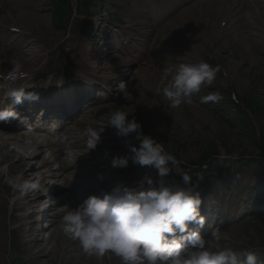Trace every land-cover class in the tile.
Wrapping results in <instances>:
<instances>
[{"label":"rangeland","instance_id":"obj_1","mask_svg":"<svg viewBox=\"0 0 264 264\" xmlns=\"http://www.w3.org/2000/svg\"><path fill=\"white\" fill-rule=\"evenodd\" d=\"M88 1L92 4L91 9L89 11L83 10L79 16L76 15L70 24L71 28L64 32H58L53 23L51 1L32 0L31 3L38 8L39 12L37 23H32L31 27L37 35H46L49 39L63 36L64 40L71 37L73 42L83 43L94 29V22L97 25L103 23L114 30L120 28L128 12L134 10L142 0ZM147 1H150L154 6H159L165 2H177V0ZM28 5V0H12L7 4H2V12L9 22H12L21 14L22 9ZM73 5L76 9V0H73ZM242 5L241 3V6ZM231 7V2H229L227 6L220 8H201L193 15L194 20L207 28L208 36L206 41H204L205 38H203V40L197 38L199 30H195V33L194 26H190L188 29L190 34L194 38H197L195 44H198V48L192 50L194 60L191 63L204 61L213 66L219 65L221 68V72L217 74L212 85H205L203 87L205 93H203L201 97L219 93L222 95L223 99L218 103L209 102L205 104L201 103L199 98L197 101L192 100V103L184 104L178 109H172L169 106V102L162 95V78H159L160 75L156 73L157 69L163 70L162 63H148L150 65V73L152 72L155 77L154 84L158 94H154L148 89L143 91L138 80H134L133 82H129V91H131L135 97L132 102L126 101L122 96L115 94L116 97L99 105L98 108L88 114L79 125L75 127L72 126L70 135L74 136L76 139L78 138L85 141V143L86 140L82 136V132L86 127L91 126L98 130L104 129L101 142L95 150L87 153L88 155L103 158V163H105L113 160V158H107L109 155L123 153V156H129V162L131 161L128 144H139L136 135L132 134L128 138L118 137L115 135V130L109 125L110 114L116 110H121L127 112L130 118L135 116L137 121L142 124L143 132L146 135L153 136L157 141L161 142L164 148L176 155L183 165L191 167L197 164L201 156L207 151H212L214 153L218 152L224 159L230 160L233 167L227 173L226 177L217 178L211 175L203 180L205 189L208 191L209 188H211L208 192L213 193L216 185L228 181V178L232 179L237 176L244 179L248 183V186L238 191L237 185H233V189L228 197L229 201L233 200L235 193L239 198H246V196L249 195L252 200L251 204H253L255 200L263 198L262 195H255L253 190L259 185L264 189V178H256L255 169L246 168L241 163L242 158L254 156L259 150L257 141L250 136V132L243 130L238 124H234L230 121L229 118L230 116H234L237 107H240L243 112H247L253 122L255 128L253 134L257 132L258 135L261 133L264 135V8L254 0H250L248 6H246L237 17L232 19L230 18L233 12V8ZM259 10L263 12V15L259 16V19L256 20V12L259 14ZM252 13L255 14L253 18L250 17ZM95 14L99 15L96 21L92 17L96 16ZM226 14H228L229 17H227ZM247 16H249V21L247 24L243 25ZM219 26L220 32L217 29ZM11 27L13 31H16L14 25ZM221 27L225 29L224 33H221ZM201 31L203 30L200 28V32ZM215 45L226 50L227 53L223 54L225 58L229 57L228 51L232 53V57L228 60L236 64L237 71L223 61V59L220 60L217 58V48ZM56 49L49 53V56H51L50 61L54 59V63H57L58 66L65 67L58 69L52 68L53 71L61 73L67 70V67L71 65L75 66L70 60L69 49H64L63 52L57 51ZM9 55H12L9 60H19V55L17 53L14 54L9 52ZM149 55H152V53L149 52ZM149 55L146 57L147 62L150 61L148 59ZM153 55L162 58V54L159 52ZM5 57L6 50L5 48H1V63H4ZM180 64L181 63H177V65H175L176 70ZM48 65H50V63ZM164 67L167 72L171 69V67ZM144 68H146V66H144ZM48 69L51 71L50 66ZM73 71H75V69H73ZM224 73H227V75L225 76ZM163 81L166 82L165 80ZM31 82L36 81L32 80ZM39 82L40 80L37 83ZM30 85H33V83H30ZM253 98H257L260 104L259 111H251L248 107L247 101ZM125 107L131 110L128 111ZM150 107H156V112L152 116L147 117L142 113V108L145 110ZM202 111L207 112V123H205L200 116ZM84 149H87L86 145L83 150ZM5 153L6 152L3 154ZM84 156V151H81L78 158H84ZM15 160L17 159L14 158L12 163H14ZM101 166H103V164ZM97 168L99 167L89 166L84 169H86V172H93L94 169ZM154 173V170L148 167H141L132 162V165L122 174L128 178L132 175L148 174L154 176ZM6 177L8 176L5 175L3 179H0V264H11V261H13L14 264H31V257H36L39 250H35L31 253V256L29 254L26 256L21 252L18 246L20 245L21 248L24 249V243L26 241L23 235L16 230L18 225L15 226L14 222L11 223L9 219L15 199L10 198L5 192L7 188H11L9 183L6 182ZM52 181L56 183L58 179H52ZM121 181H123L122 178L116 177L115 182L120 184ZM180 182L181 178L176 180V183ZM57 193L61 194L65 192ZM228 193L229 192L225 190L223 195L226 196ZM251 204L249 206L246 204L242 205V210L244 208L247 214L240 218H235V221L240 219V221L236 223V226H234V228L238 230L237 234L227 237L225 235V230L220 231V244L223 245L227 243L234 249L240 247L237 250L255 251L261 259H264V213H252L248 209L251 207ZM215 206L221 207V223L225 222L228 218L230 219V215L225 212L226 206L224 204L216 202ZM59 210H63V208ZM15 214L18 215L17 212ZM58 219L59 218H57V220ZM234 228L232 227L230 230ZM60 230H62V227L55 224L47 233L48 235H53L58 244L55 262L56 264H61L64 260V264H71L70 259L72 256L64 251L65 240L60 238L57 234ZM1 236L3 237L1 238ZM15 238H17L18 247H16L14 242ZM44 245H46V243ZM28 246L31 247L30 245ZM51 257H53V254ZM109 258L110 254H105L106 263L113 264ZM46 260L47 256L38 257L40 264H46ZM101 260V257H97L98 262L96 263L103 264ZM86 264L94 263L88 262L87 260Z\"/></svg>","mask_w":264,"mask_h":264},{"label":"clouds","instance_id":"obj_2","mask_svg":"<svg viewBox=\"0 0 264 264\" xmlns=\"http://www.w3.org/2000/svg\"><path fill=\"white\" fill-rule=\"evenodd\" d=\"M11 65L8 80L15 82L27 77L19 60L12 61ZM220 72L219 65L204 61L181 63L170 80L165 77L166 82L162 81V95L172 109H178L192 103V97L205 85H212ZM115 92L126 101L135 99L128 82L121 81ZM8 97L11 106L0 108V122L18 120L24 123L25 118L13 110L14 106L26 99H39L38 94L23 86L10 89ZM222 99L219 93L200 97L205 104L218 103ZM109 125L118 137L136 135L139 144H128L131 160L154 170L155 175H144L139 187L120 184L102 195L89 196L67 211L61 224L67 238L78 241L89 255L114 254L121 264H264V259L255 251L237 250L227 243L221 246V237L215 231L211 238L202 234L200 229L207 222L202 212H210L214 201L210 196L201 195L198 183H194L188 172L180 174V183L169 182L173 167L180 161L161 142L146 135L135 116L130 118L127 112L116 110L110 114ZM103 131L91 126L83 130L89 152L97 148ZM111 163L114 168H127L129 156L115 157ZM204 178L202 172L196 174L197 182ZM6 182L21 199L40 187L39 181L23 176L6 177Z\"/></svg>","mask_w":264,"mask_h":264},{"label":"bare ground","instance_id":"obj_3","mask_svg":"<svg viewBox=\"0 0 264 264\" xmlns=\"http://www.w3.org/2000/svg\"><path fill=\"white\" fill-rule=\"evenodd\" d=\"M12 0H0V49L5 48L6 51L15 52L19 55V61L23 64L24 71L27 72V77L22 80H17L15 82L8 80L7 73L8 70L11 69L12 60L10 59V55H6L4 58V63H1L0 60V80L4 81L2 84H6V88H0V108L7 107L10 102V99H6L3 101V96L8 94V89H12L17 86L16 82L20 81H32L39 77H41L43 71H47V61L50 59V56L47 55V52L51 53L54 49L57 48V51L63 52L64 49H70V58L73 63L76 64L77 74L76 79L79 80H89L96 76V72L94 68H96L99 73L102 75L100 78L101 82L104 86L110 87L115 83H120L121 81L128 82L131 78H138L140 74L145 75V73L150 72L149 69H144L140 66V61L137 59L145 54L146 51H150L152 53H161L162 58L151 55L149 60H159L163 64L162 66H172L174 67L177 63H191L194 60V56L192 55V50L194 48H198L195 44L196 38H194L190 32L189 27L194 26L195 30H199L200 28L204 31L207 30L205 26L201 23L193 19V15L196 13V10L201 8H215V7H223L227 6L229 2L233 7V12L230 15V18L237 17L243 8L240 7V0H209V1H200V0H178L177 3H169L165 2L159 6H154L150 1L142 0L140 1L138 7H136L132 12L127 14V16L123 19L120 30L115 31L110 28L107 29L106 26L101 27L102 36L109 34L111 38L112 47L110 49L115 50L116 61L114 62L117 66H113L112 64L106 62L111 53L110 50L107 49L109 55L105 58L102 56L103 52V41L104 38H100L99 41L96 40L95 44L85 43L80 45L77 42H73L70 38L67 40L62 37H53L49 39L46 35H37L35 31L32 29V23H37L38 20V8H36L31 1L28 0V6L22 9V12L17 18L9 22V20L3 14V6L2 4H7ZM246 1V0H244ZM260 4L264 5V0H256ZM182 6V7H181ZM185 6V7H183ZM183 8V9H182ZM227 11V9H226ZM12 25L17 29V33H15L12 29ZM95 28V27H94ZM116 33V34H115ZM199 38V36L197 37ZM98 39V36H97ZM150 40V41H149ZM133 54H136L134 57ZM182 56V57H181ZM186 59H184V58ZM220 57V56H219ZM162 59V60H161ZM227 60V59H223ZM237 71L236 64L229 60L228 63ZM134 65H138V70L133 71L131 74H127L126 67H131ZM110 70V71H109ZM127 74V75H126ZM159 74L163 77L172 78L173 74H168L164 70L159 71ZM154 74H149L148 83L143 82L142 87L145 89H152V84L154 81ZM153 79V80H152ZM95 85V84H94ZM104 88H102L103 90ZM68 92L67 89H64L57 94H44V93H36L39 95V99L34 101V105L31 107H27L22 105V107L14 108L13 110L20 113L21 116L25 118V122L21 123L18 120L14 121L15 126H20L26 123H31L32 118H36L39 115V112L42 111L43 116H46L47 113L44 111L43 106H48L50 111L59 114L60 116H64V118H70L72 113L74 112L72 109L73 105H66L64 101L71 102L77 99V95L74 94H66ZM202 90L199 94L201 95ZM110 95V93H109ZM109 95L106 96V100L109 99ZM195 95L192 97V100H197L199 97ZM97 102V100H95ZM92 109H87L83 113H90ZM144 113L150 114L155 111V107H151L148 110H144ZM200 116L203 118L204 122L207 123V112L202 111ZM76 119L72 120L73 124ZM9 124L8 121L0 122V170L3 167V164L11 162V160L15 157H19V161L17 163H10L8 167L9 173L11 177L13 176H23L25 179L39 181L40 187L38 190L30 191L24 198H19L12 207V215L10 216V221L21 222V226L19 229L23 232L24 237H27V229L26 224L24 223V218L17 217L14 215V212H22L25 207L29 204H32L34 201V197H36L39 193H41L47 186L51 185V179L59 178V179H67L66 169H67V161L69 157H73L76 151L74 149L78 148L80 144H82V140L80 139H72L68 143L64 145H59L58 150H55L54 156H44L42 154H35L32 159H28L25 155L27 153L26 150H21L16 145L12 144L14 140L10 138H14L12 134H10L6 124ZM69 132L67 127L61 132L66 134ZM30 132L24 133L29 134ZM49 136V138H53L55 133L53 134H45ZM53 144H56L53 142ZM49 143L46 142L44 144H40L41 149L48 147ZM7 151L8 155H3V152ZM94 158V157H93ZM37 161V162H35ZM34 164V166L30 169L24 171V168L29 164ZM55 162L60 163V167L54 171L52 169V165ZM97 162V161H96ZM126 168H121L120 170H124ZM119 170V169H117ZM33 171H37V174L33 176ZM100 172L96 174V178L100 175H103L105 169H100ZM5 175L4 171H0V178H3ZM60 175V177H59ZM63 177V178H61ZM63 179V180H64ZM142 179V176L138 177V183L130 186V187H139V181ZM68 184H72L70 181H66ZM83 182V181H82ZM237 190L241 191L247 186V182L241 177H236L235 179ZM113 184V179L108 177L106 178L105 184ZM104 186V190L102 192L109 191ZM230 184L226 185V188H229ZM56 190L58 191H66V195H60L56 197L57 204L63 205L67 207L69 210L74 208L75 202L78 204L81 202L80 198H77L73 190L66 189L63 183L58 184L56 186ZM106 188V189H105ZM18 194L17 192L14 193ZM216 201L222 202L228 208L229 215H231L232 219H228L223 226H229L234 222V218L239 215V206L246 200L245 198H239V196L235 193L233 196V200L229 201L224 198L222 194L221 183L216 185L215 195ZM249 198V196H248ZM67 202H71V204L67 205ZM219 215V214H218ZM216 221H219V218H216ZM235 224V223H234ZM219 226H215L213 229L206 227L203 231L206 238H211L213 231L220 235V231H217ZM202 232V233H203ZM227 236L230 233H226ZM38 238V237H37ZM40 241L36 240L37 248H39L38 254L48 253V250L42 248L40 245ZM69 254L72 256L71 263L76 264L75 256L78 253H81L83 256L84 251L79 245V242L72 244L70 248H68ZM95 256V255H94ZM83 259V257H82ZM117 259L116 256L111 258L112 261ZM83 264V262H81ZM96 264V262H94ZM104 264H107L106 262ZM114 264H121L118 260L114 262Z\"/></svg>","mask_w":264,"mask_h":264},{"label":"trees","instance_id":"obj_4","mask_svg":"<svg viewBox=\"0 0 264 264\" xmlns=\"http://www.w3.org/2000/svg\"><path fill=\"white\" fill-rule=\"evenodd\" d=\"M59 2L63 3L64 5L68 3V0H58ZM60 9H62V5H60ZM256 138V136H255ZM258 153H262L264 152V135L261 137V142H260V146H259V150L257 151ZM207 155H205V161H208V160H212L214 159L213 161H215L217 158L216 157H213L212 152L209 154V153H206ZM258 157H264V155H260L258 154ZM217 161V160H216ZM256 163L258 164H262L263 162L260 161V160H257ZM262 170H264V168L261 167Z\"/></svg>","mask_w":264,"mask_h":264}]
</instances>
